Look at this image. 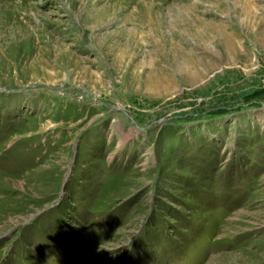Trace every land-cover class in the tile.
I'll return each mask as SVG.
<instances>
[{"label": "rangeland", "instance_id": "374dc122", "mask_svg": "<svg viewBox=\"0 0 264 264\" xmlns=\"http://www.w3.org/2000/svg\"><path fill=\"white\" fill-rule=\"evenodd\" d=\"M95 1L0 0V264H264V0Z\"/></svg>", "mask_w": 264, "mask_h": 264}, {"label": "bare ground", "instance_id": "6f19581e", "mask_svg": "<svg viewBox=\"0 0 264 264\" xmlns=\"http://www.w3.org/2000/svg\"><path fill=\"white\" fill-rule=\"evenodd\" d=\"M94 2H96L95 0H94ZM145 11H146V9H145ZM149 11V10H148ZM90 14H91V12H89ZM142 13V12H141ZM146 13H147V11H146ZM149 14V13H148ZM101 15H103V14H100V20H103V18L101 17ZM138 15V14H137ZM139 16V15H138ZM95 19H96V17H95ZM98 20V19H97ZM139 20V19H138ZM146 19H144V21H145ZM137 21V20H136ZM68 32V31H67ZM65 33V32H64ZM43 34V33H42ZM73 34V33H72ZM50 35V34H49ZM67 36V35H66ZM70 36V35H69ZM38 38V37H37ZM41 38V37H40ZM50 38V37H49ZM63 38V37H62ZM68 38V37H67ZM43 39V38H42ZM125 38H123V40H124ZM41 40V39H40ZM44 41H45V39H43ZM109 40V39H108ZM108 42H110V41H108ZM76 43V42H75ZM120 43H121V41H120ZM42 44V43H41ZM114 44V43H113ZM57 45V44H56ZM77 45V44H76ZM75 45V46H76ZM109 45V44H108ZM112 45V44H111ZM74 46V45H73ZM118 46H119V44H118ZM122 46V45H121ZM125 46V45H124ZM124 46H122V47H124ZM106 47V46H105ZM65 48V47H64ZM50 49V48H49ZM106 49H108V48H106ZM69 50V49H68ZM108 51V50H107ZM110 51H112V50H110ZM110 51H109V53H110ZM109 57H107V59H108ZM50 59H51V57H50ZM80 59V58H79ZM109 60V59H108ZM103 61V60H102ZM61 62V61H60ZM65 62V61H64ZM71 62V61H70ZM103 62H105V61H103ZM81 63V62H80ZM92 63V62H91ZM106 64V63H105ZM129 64V63H128ZM132 64V63H131ZM78 65H80L79 63H78ZM81 65H83V64H81ZM55 66V65H54ZM95 66V65H94ZM122 66V65H121ZM130 66V65H129ZM103 67V66H102ZM81 68V67H80ZM91 68H94V67H91ZM134 68V67H133ZM138 69V68H137ZM142 69V68H141ZM74 70V69H73ZM87 70V69H86ZM85 70V71H86ZM105 70V69H104ZM81 72V71H80ZM88 73V72H87ZM97 73V72H96ZM107 73H108V71H107ZM79 74V73H78ZM91 74V73H90ZM89 74V75H90ZM103 74V73H102ZM108 75V74H107ZM71 76H72V74H71ZM78 76V75H77ZM91 76H92V74H91ZM94 76V75H93ZM99 76V75H98ZM103 76V75H102ZM86 77V76H85ZM71 78H69V82L71 81L70 80ZM87 80V79H86ZM81 81V80H80ZM96 82V81H95ZM54 83V82H53ZM72 83V82H71ZM73 85H75V84H73ZM90 86V85H89ZM91 89V88H90ZM69 94V93H68ZM66 96H67V94H66ZM99 98V97H98ZM100 99V98H99Z\"/></svg>", "mask_w": 264, "mask_h": 264}]
</instances>
